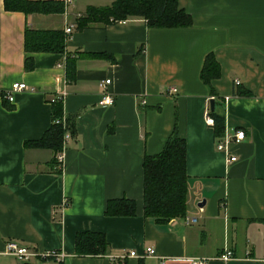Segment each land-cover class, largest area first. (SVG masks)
<instances>
[{
	"label": "crops",
	"instance_id": "crops-1",
	"mask_svg": "<svg viewBox=\"0 0 264 264\" xmlns=\"http://www.w3.org/2000/svg\"><path fill=\"white\" fill-rule=\"evenodd\" d=\"M111 1L62 0L61 12L24 14L0 0V264L22 262L3 252L10 239L63 254L34 264H159L157 256L127 255L146 246L164 264L200 256L211 257L208 264H264V0H177L191 16L182 27H148L132 16L75 28L86 6ZM67 23L73 28L65 36ZM25 28L61 29L63 51H25ZM208 52L219 67L215 94L199 78ZM104 78L112 102L102 105ZM12 82L26 87L7 100ZM235 84L248 94H233ZM213 95L223 134L244 131L226 143L231 162L203 117ZM54 98L71 123L68 138L62 134L57 150L24 144L50 125ZM173 131L184 139L189 223L142 213V156L159 151ZM121 196L134 200V214L105 215L106 200ZM78 230L103 232L105 252L75 255ZM225 247L232 256L214 258Z\"/></svg>",
	"mask_w": 264,
	"mask_h": 264
},
{
	"label": "trees",
	"instance_id": "trees-1",
	"mask_svg": "<svg viewBox=\"0 0 264 264\" xmlns=\"http://www.w3.org/2000/svg\"><path fill=\"white\" fill-rule=\"evenodd\" d=\"M6 10H17L24 14L31 12H61L62 0H2ZM132 16L144 19L148 27H182L191 24V16L177 4V0H112L105 5H88L75 21V28H82L94 22H116ZM25 51L61 52L64 48V34L61 29L25 28L23 34ZM30 56L24 59V68L31 67ZM70 59L66 70H71ZM219 74L218 63L211 52L205 54L199 70V78L215 94L211 80ZM233 94L245 95L248 91L235 84ZM214 95L210 98L212 100ZM215 101V99L213 100ZM208 112L212 117V131L215 140L223 135L224 118L216 108ZM59 98L51 102V122L43 133L35 139L25 140L24 144L48 147L57 150L61 136L71 126L68 117H63ZM184 139L175 131L168 135L161 149L152 154H144L142 169V213L158 221L183 216L185 212L186 174L184 171ZM57 170H59L57 168ZM135 202L128 197L108 198L104 205L105 215H133ZM107 241L104 233L96 230H78L74 234L73 251L75 255H97L105 252ZM21 264H34L22 261Z\"/></svg>",
	"mask_w": 264,
	"mask_h": 264
},
{
	"label": "built area",
	"instance_id": "built-area-1",
	"mask_svg": "<svg viewBox=\"0 0 264 264\" xmlns=\"http://www.w3.org/2000/svg\"><path fill=\"white\" fill-rule=\"evenodd\" d=\"M70 0H64V3H69ZM72 23H67L64 27H63V32L65 34V36H68L70 34V32L72 31ZM109 82V78H104L101 82H100V86H101V93L99 95V98L97 100L98 104H111L112 102V96L110 95V93L107 91L106 89V84ZM26 85L24 82H12L10 89L5 91L3 93V96L7 99V100H11L12 99V92L15 90H20L25 88ZM176 89L175 87H169L168 91L169 92H174ZM212 97V96H210ZM143 102V101H141ZM208 106H206L204 108L203 111V117L204 120L207 124H212L213 120L212 117L210 116L209 112H208ZM54 122H61L62 126L65 127V121L63 116L60 118V120L55 119ZM65 131L63 132V139L68 138L69 133L66 131V129H64ZM244 136V131L241 128H237L235 129L230 135H222L219 139L215 140L214 146L216 149L218 150H223L226 152V162H231L234 161L236 159L235 154L230 153L229 151H227L226 149V143H228L229 141H238L240 139H242ZM55 160L57 162V166L61 167L62 166V162H63V153L62 151H58L55 154ZM66 200L62 199L61 205H65ZM183 220L185 223H189V222H193L195 221V217L194 216H183ZM3 252L6 254H10L13 255L15 257H17L20 261H29L34 257L37 256H42V257H46V258H53L55 260H59L61 259V257L63 256L62 252L57 251V250H45L43 252H38L35 249L32 248H28L24 245L19 244L17 241L10 239L5 241L4 243V247H3ZM127 255L129 256H138V257H144V256H157L159 257L160 261L159 264H164V256L162 255H158L154 248L152 246H146L143 248V250L140 253H136L133 250H130ZM126 255L125 254H121L118 256V258L122 259L124 258ZM232 256L231 254V250L228 247H225L222 252H220L219 254H217L216 256H214V258H218L220 260H226L228 258H230ZM107 257L110 259V261H113L116 257L113 255H107ZM211 257H205V256H200V257H188L186 258V264H208V261ZM213 258V257H212Z\"/></svg>",
	"mask_w": 264,
	"mask_h": 264
},
{
	"label": "water",
	"instance_id": "water-1",
	"mask_svg": "<svg viewBox=\"0 0 264 264\" xmlns=\"http://www.w3.org/2000/svg\"><path fill=\"white\" fill-rule=\"evenodd\" d=\"M209 108L212 109L213 108V100L212 98H209ZM203 202H201L199 205H201Z\"/></svg>",
	"mask_w": 264,
	"mask_h": 264
}]
</instances>
